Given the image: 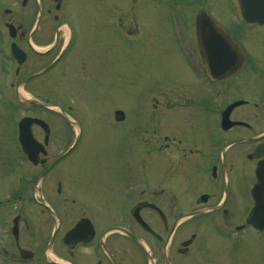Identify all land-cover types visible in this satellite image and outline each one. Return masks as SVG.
Instances as JSON below:
<instances>
[{
  "label": "flooded vegetation",
  "instance_id": "obj_1",
  "mask_svg": "<svg viewBox=\"0 0 264 264\" xmlns=\"http://www.w3.org/2000/svg\"><path fill=\"white\" fill-rule=\"evenodd\" d=\"M33 1L32 22L28 17L0 25V112H8L11 124L6 129L0 123V264H230L242 233L253 229L251 210L257 204L264 208V48L258 47H264V20H247L239 0H233L235 5L231 0L235 10L226 25L214 16L209 0H149L162 11L158 25L179 55L177 65L186 71V80L179 84L163 78L147 91L146 121L127 123L119 147L124 153L108 162L107 171L118 175L115 186L92 193L94 180L77 169L74 159L67 160L84 138L72 102L63 108L26 89L51 76L54 90V79L63 72L68 77L76 72L82 85L85 76L97 74L90 66L105 42L114 37L116 48L123 31L133 32L113 1L111 16L99 14L93 32L98 43L77 50L74 59L84 53L90 62L89 74L81 75L85 63L76 71V60L68 55L82 32L68 12L59 14L63 0L44 9L40 0ZM218 1L215 11L225 13L226 0ZM260 1L258 14L264 16ZM186 2L188 17L182 15ZM150 34L167 46L159 34L148 33V38ZM12 46L18 58L12 56ZM41 58L49 61L37 66ZM65 58V65L58 66ZM156 94L169 99L159 105ZM25 97L44 98L42 102L56 104L60 111L21 105ZM38 109L48 116L32 114ZM52 115L61 122H51ZM23 116L39 117L48 126L46 131L31 126L38 144L34 164L21 151ZM198 116L204 119L203 136L193 123ZM112 118L110 124L119 129L127 117L116 107ZM169 123L172 128L186 126L185 135H176ZM56 135L66 148L52 155ZM23 165L36 170L26 175Z\"/></svg>",
  "mask_w": 264,
  "mask_h": 264
},
{
  "label": "rangeland",
  "instance_id": "obj_2",
  "mask_svg": "<svg viewBox=\"0 0 264 264\" xmlns=\"http://www.w3.org/2000/svg\"><path fill=\"white\" fill-rule=\"evenodd\" d=\"M40 1L43 9L50 8L54 4L53 0ZM113 1H116L118 4L114 6L115 12L121 11L123 24L127 30H132L133 33L128 35L126 31H123L121 44L116 48L111 43V38L114 41V37L110 38V42H105L106 47L99 52L100 56L98 53L94 56L90 66L97 74L91 75L89 79L85 76L82 85L78 86L76 80L79 77L76 72L75 76L72 75L71 77H68L63 72L59 75L57 81L54 79V90L51 85L53 82L51 76H48L47 80L36 81L30 84L26 89L40 92L44 98L57 103L63 108L72 102L74 111L84 128V138L83 140L81 139L67 160L74 159L78 166L77 169L86 172V175L94 180L93 186L90 189L92 193L100 190L111 191V188L115 186L112 183L118 179V175L114 176L111 171H107L109 169L108 162L110 159H115L116 156L118 158L119 153H124L123 150H119V147L125 137L122 133H125L129 129L130 124L127 123L137 124L146 121L145 106L150 104L148 92L150 88L154 87L153 84L159 83L163 78L183 84L187 75L183 67L177 65L180 64L178 60L179 55L176 54L175 49L170 47L168 39L164 34L162 35L161 26L158 25H161V21L158 20L159 15L161 16L162 14L161 9L150 6L149 0H63L59 14L63 15L65 12H68L71 19H73V23L79 25V29L83 33L79 34L77 44L68 55L69 58L67 56L68 60H76L74 57L80 47L98 43V38H93V32H97L98 30L99 14L100 12H104L106 16H111L110 11L113 9ZM154 1L155 4L163 0ZM209 1H212L211 10L214 11V16L217 20H224L222 23L226 25L235 10L234 1L232 0L233 5L231 0H226L225 6L227 9L224 10L225 13L221 12L219 14L215 10L217 9V3L220 4L221 1ZM181 7L185 11L182 15L188 17L190 14L189 2L184 3ZM4 8L9 9L10 13H3L2 10ZM35 9L33 0H27L26 5H22V0H0V25L3 24L2 22L8 20L19 24L22 23L21 21L24 18L28 17L32 22L36 12ZM178 9H180L179 5ZM148 33L159 34L161 42L167 46L162 43L159 44L158 42L160 41L151 34L148 38ZM88 35H91V38ZM152 38L155 41L152 42ZM258 47L264 48L261 44ZM39 60L37 66H42L43 63L49 61V58H41ZM65 62L66 58L58 66H62L61 64L65 65ZM83 62L86 69L84 72L82 70L79 71V73L81 75H83L82 73L88 75L87 69L90 62H88L84 53L74 62L73 68L78 71V68L81 69L80 65ZM55 70H52V72ZM57 70L61 72L64 69L58 68ZM87 79L88 81H86ZM51 89L52 91H50ZM155 97L159 105H164L165 101L169 99L157 94ZM44 98L39 97L38 99L43 101ZM116 107H121L127 117L125 123L119 129L113 128V125L110 124L113 119L112 110ZM23 109L21 107V115L25 112ZM15 113L18 116L19 112L14 111L13 114ZM7 114L8 112H0L1 128L4 126H6V129L11 127ZM32 114L42 117L48 116L41 109L32 112ZM136 114H139V116H136ZM140 114L142 117H140ZM17 116L14 118V121H16ZM51 118L50 121L53 123L61 122L60 117L52 115ZM164 121L165 119L163 123ZM195 122H197L196 130L202 132L197 134L203 136L205 134L203 133V129L205 128L203 124L204 119L198 116L193 121V123ZM57 127L59 126L57 125ZM167 127L172 132H176L178 136L185 135V131L183 130L186 126L184 127V125H180L181 129L178 125L172 128L171 123H169ZM55 138L54 142L56 143L50 150L52 155L66 148L61 146V144L59 145V135H56ZM21 169H25L26 175H31L36 170V168L30 165H23ZM152 170L156 172L158 167L153 166ZM100 193L99 197L101 196ZM243 212L245 213L246 210ZM243 217L240 220L239 218H235L232 223L242 222ZM201 232L199 233L200 235ZM240 238L243 239V242L239 245L236 244L231 251L230 264H264V236L257 234L254 229L249 228L242 233ZM213 240H215L214 237ZM219 241L217 243H222V241Z\"/></svg>",
  "mask_w": 264,
  "mask_h": 264
},
{
  "label": "water",
  "instance_id": "obj_3",
  "mask_svg": "<svg viewBox=\"0 0 264 264\" xmlns=\"http://www.w3.org/2000/svg\"><path fill=\"white\" fill-rule=\"evenodd\" d=\"M239 1H240L241 6L244 8V15L247 19L260 20V18L262 19V17L264 19V16H261L260 14H258V5L261 2L260 0H239ZM33 102L39 104L38 101H33ZM43 105H47V104H43ZM116 114L123 116V113L121 111H117ZM33 123L40 125L45 131L47 130L46 123L42 119L35 118V117L21 118L19 126L21 130L22 150L27 155L29 160L35 163L36 155L38 152L37 149L35 148L37 147L38 144L34 141L32 133H31V125ZM259 198H260L259 196H255V199L257 200V202H259ZM250 221L251 222L253 221L254 222L253 224H255L254 226L256 227H262L261 225L264 224V208L263 207L261 208L259 204H257L253 208Z\"/></svg>",
  "mask_w": 264,
  "mask_h": 264
}]
</instances>
